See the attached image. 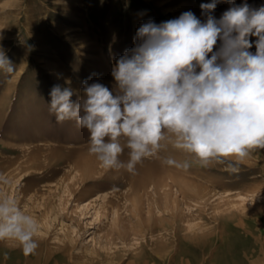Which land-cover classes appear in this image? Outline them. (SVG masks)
<instances>
[{
	"label": "rangeland",
	"instance_id": "1",
	"mask_svg": "<svg viewBox=\"0 0 264 264\" xmlns=\"http://www.w3.org/2000/svg\"><path fill=\"white\" fill-rule=\"evenodd\" d=\"M209 2L0 0V45L16 65L11 74L0 70V176L9 181L0 182V196L18 194L21 209L39 222L36 255L2 241L0 264H40L49 250L58 264L67 251L70 264H79L81 254L94 259L86 264H264V150L237 172L226 164L167 166L166 157L193 159L171 144L134 175L105 170L88 150L90 133L49 111L51 89L68 87L66 80L77 93L73 102L85 80L116 91L112 67L133 47L142 23L185 11L203 21L200 4ZM228 7L218 3L213 15ZM169 174L182 191L167 190L172 198L151 183ZM160 247L168 253L163 259L154 252Z\"/></svg>",
	"mask_w": 264,
	"mask_h": 264
},
{
	"label": "clouds",
	"instance_id": "2",
	"mask_svg": "<svg viewBox=\"0 0 264 264\" xmlns=\"http://www.w3.org/2000/svg\"><path fill=\"white\" fill-rule=\"evenodd\" d=\"M220 2L200 4L203 21L185 11L159 24L142 23L133 47L112 67L116 91L85 80L73 102L71 80L68 87L53 86L50 113L90 133L88 150L105 170L135 174L137 165L171 144L193 159L166 157L167 166L187 171L193 163L226 164L237 172L254 151L264 150V5L226 0L229 7L217 19ZM15 68L0 45V70ZM0 182L9 183L3 176ZM38 231L18 194L0 196V242L35 254Z\"/></svg>",
	"mask_w": 264,
	"mask_h": 264
},
{
	"label": "bare ground",
	"instance_id": "3",
	"mask_svg": "<svg viewBox=\"0 0 264 264\" xmlns=\"http://www.w3.org/2000/svg\"><path fill=\"white\" fill-rule=\"evenodd\" d=\"M142 173H145V172H142ZM134 175V174H133ZM143 174H141V176H142ZM176 175V174H175ZM158 178H159V176H158ZM130 179V178H129ZM145 179H147L146 177H145ZM145 179L144 180H142V178L140 179L141 180V186L142 187H144V185L146 184V181H145ZM132 180V179H131ZM151 183H153V185L155 186V189L157 190V192L159 193L160 191H162L163 193H164V195L166 194V195H170V197L172 198V192L170 191V193H168V192H166L167 190H172L173 189V187H176L179 191H181L180 189V187H179V185H178V180L174 177V176H172V175H167V176H165V177H161V178H159V179H157L156 181H151ZM147 185V184H146ZM182 192V191H181ZM182 194V193H181ZM182 195H184V194H182ZM174 203H176V199L175 198H173L172 199V204H174ZM114 216H115V213L113 214ZM190 224V223H189ZM189 229V228H188ZM173 245V244H172ZM163 247H164V245H163ZM163 247L161 248H157V249H155V253H156V255H158V257L160 258V259H163V258H165L167 255L166 254H168V253H166V252H164V250H163ZM172 247V246H171ZM56 249L58 250V251H63L62 253H65L66 251L63 249V248H61V247H57L56 246ZM68 250V249H67ZM40 251V250H39ZM65 251V252H64ZM53 252L54 251H52V250H49L46 254H45V257H44V259H42L43 261H42V263H40V264H58V262H57V260H56V258L55 257H53ZM123 254V253H122ZM36 255V254H35ZM109 255V254H108ZM64 257H66V256H64ZM71 256L68 254V251H67V257H66V259L63 261V264H70L69 263V258H70ZM105 257H106V255H105ZM108 257V256H107ZM112 258V257H111ZM77 259H79V260H82V261H79L80 263L79 264H86L85 263V261L86 260H89V261H94V259H92V258H90V257H88L87 255H85V254H81L80 256H78L77 257ZM159 261V260H158ZM171 261V260H170ZM23 262V261H22ZM21 262V263H22ZM96 262V264H99V262H98V260H96L95 261ZM160 262V261H159ZM163 262V261H162ZM166 262V261H165ZM24 263V262H23ZM28 263V262H27ZM161 263V262H160ZM166 263H168V262H166ZM144 264H148L147 262H144Z\"/></svg>",
	"mask_w": 264,
	"mask_h": 264
}]
</instances>
